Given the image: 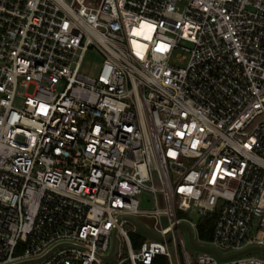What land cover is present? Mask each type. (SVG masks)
<instances>
[{"label": "built area", "instance_id": "1", "mask_svg": "<svg viewBox=\"0 0 264 264\" xmlns=\"http://www.w3.org/2000/svg\"><path fill=\"white\" fill-rule=\"evenodd\" d=\"M181 228L264 248V0H0V264H264Z\"/></svg>", "mask_w": 264, "mask_h": 264}, {"label": "rangeland", "instance_id": "2", "mask_svg": "<svg viewBox=\"0 0 264 264\" xmlns=\"http://www.w3.org/2000/svg\"><path fill=\"white\" fill-rule=\"evenodd\" d=\"M100 63H101V56L95 50L89 49L86 51V53L84 54L83 59L81 61L80 72L82 74L93 77L97 74L99 67H100ZM32 90H33V86L30 85L25 90V92L27 94H31ZM20 91L23 92L24 90L21 88ZM21 102H22V99L20 97H16L14 100V104L16 106H19L21 104ZM155 184L157 185V183H155ZM139 201H140V204L142 207L148 208V207L152 206V196H151V194H148L147 192H143L142 194L139 195ZM178 216L185 217L191 221H197L199 218V216L197 214L188 215L186 212H181V213H179ZM139 220L143 223L148 222L147 220L142 219V218ZM125 227L131 228V226H129V225H126ZM199 228H201V227H199ZM180 233H181V237L184 240V247L188 251V253L190 254L191 258L193 259L195 256V253L197 251L189 243L187 231L185 229L181 228ZM129 235H130V238L132 240L145 237L143 232H141L140 230H136L133 233H129ZM198 237H200V235ZM174 238L175 239L169 238L166 240V242H165L166 248L169 251L173 261L175 260V257H177L180 260L181 264H183L182 256H181V249H180V245L178 243V236L175 234ZM194 239H195V237H194ZM217 250L220 253H227V251H224V250H221L218 248H217ZM251 253H253L255 255H259V256H264V253H259L257 251H254Z\"/></svg>", "mask_w": 264, "mask_h": 264}, {"label": "water", "instance_id": "3", "mask_svg": "<svg viewBox=\"0 0 264 264\" xmlns=\"http://www.w3.org/2000/svg\"><path fill=\"white\" fill-rule=\"evenodd\" d=\"M139 229H141L142 231L156 237V238H160L161 236H158V235H155L153 232H151L148 228L142 226L141 224L137 223V222H134ZM191 244L197 248H200V249H204V250H208L210 252H212L214 255H216L218 258L220 259H227V258H230V257H233V256H236V255H240V254H243V253H246L248 251H252V250H262L264 251V248H261V247H257V246H249L247 248H244L240 251H237V252H233V253H229V254H225V255H221V254H218L217 251L211 247V246H206V245H197V244H194L191 242Z\"/></svg>", "mask_w": 264, "mask_h": 264}, {"label": "trees", "instance_id": "4", "mask_svg": "<svg viewBox=\"0 0 264 264\" xmlns=\"http://www.w3.org/2000/svg\"><path fill=\"white\" fill-rule=\"evenodd\" d=\"M212 224H213V217H210L205 222V225L203 227L204 230H202V228H200V237L202 239H205V240H208L209 239ZM152 264H167L166 258L164 256H160V255L155 256L153 258Z\"/></svg>", "mask_w": 264, "mask_h": 264}]
</instances>
